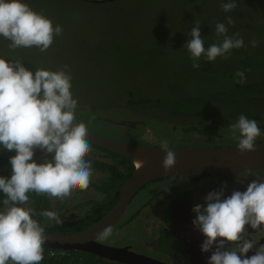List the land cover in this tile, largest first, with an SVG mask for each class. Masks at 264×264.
I'll use <instances>...</instances> for the list:
<instances>
[{
  "label": "clouds",
  "instance_id": "obj_1",
  "mask_svg": "<svg viewBox=\"0 0 264 264\" xmlns=\"http://www.w3.org/2000/svg\"><path fill=\"white\" fill-rule=\"evenodd\" d=\"M236 6L235 0L221 4L224 12ZM227 20L234 23L231 17ZM200 26L195 23L189 33L191 39L185 44L193 68L201 67V57L208 62L217 57L228 59L231 50L244 47L238 33L229 36L225 24L217 23L216 34L223 40L206 49ZM61 34V26H54L43 12L32 10L22 0H0V36L10 41L9 48L34 46L44 52L54 36ZM250 43L255 48L258 42ZM66 69L67 65L55 71H32L20 59L0 57V147L15 152L9 157L10 178L0 176V193L5 197L0 201V264H40L45 230L33 217L39 215L62 223L57 212L37 213L30 207L29 193L63 202L73 190H87L91 183L93 169L85 159L91 151L88 128L83 122L76 123L78 101L73 98L72 77ZM235 76L239 78L237 83L245 82L243 71H237ZM229 131L238 150L255 151V141L261 136L256 120L241 114ZM160 148L165 153L162 167L167 171L176 164V156L167 140L160 142ZM36 149L44 153L42 163L33 159ZM48 154L52 155L51 160ZM136 165L141 168L143 162L136 161ZM224 189L222 185L219 191L209 192L205 204L192 209L193 226L205 237L201 251H212L215 245L208 264H264V244L254 249L257 241L249 238L245 228L247 225L264 233V181L252 180L246 191H232L222 199ZM112 231L111 226L105 227L98 236L107 239ZM253 249L255 254L246 257Z\"/></svg>",
  "mask_w": 264,
  "mask_h": 264
},
{
  "label": "rangeland",
  "instance_id": "obj_2",
  "mask_svg": "<svg viewBox=\"0 0 264 264\" xmlns=\"http://www.w3.org/2000/svg\"><path fill=\"white\" fill-rule=\"evenodd\" d=\"M33 1L38 3L41 0ZM47 1L53 0H42ZM160 1L162 2L149 1L148 5L147 0H117L104 4L62 0L53 4L42 3L40 7L31 8L36 12H43L54 26L62 27V34L54 36L53 43L59 40L57 45L52 43L47 52H41L34 46L31 48L33 54L30 58H33V65L36 66L31 70L44 68L55 71L65 62L68 72L77 77L71 89L73 98L80 103L75 113L77 120L116 139L119 137L115 123L123 122L119 119L125 116V113H131L127 111L131 108L138 110V113L144 112L143 116H148L150 121L156 124L157 136L164 139L170 137L171 141L175 142H168L170 147L181 144L208 146L200 141L182 142L172 136L173 121L183 115L198 114L218 115L213 119L218 122V126L212 128L215 133L212 136L220 139L213 140L217 141L214 143H221L223 146H228V143L236 145L237 141L229 131L230 126L238 119L234 118L235 114L246 112L249 108L252 110V104L257 103L251 98L245 102L239 99L231 102L228 87L224 85L226 81L230 82L236 77L237 71H249L257 84L264 81V35L259 36L260 30L255 23L247 24L245 31L227 33L229 36L238 33L244 41V47L231 50L228 59L217 57L208 62L201 57V67L196 69L193 68V60L185 47V43L191 39L189 33L195 18V4L183 5L181 0ZM223 3L226 2L221 0L218 4L221 6ZM236 3L245 11L259 15L258 22L264 30V0H236ZM216 4L213 0L212 5ZM188 15L189 18H186ZM191 15L193 18H190ZM167 22L169 24L165 26ZM1 39L5 38L0 36ZM222 40L223 36L216 34L213 39H208L204 46L207 49L211 44ZM252 40L258 42L255 48L251 46ZM5 44H10V41L7 40ZM12 50L19 57L29 54L20 53L25 52L24 48ZM173 68H189L190 71L186 76L175 72ZM201 79L204 80L201 81L202 91L195 90L194 85L197 87ZM240 86L244 87V83ZM219 87H224L222 97L216 95V88ZM254 90H258V87ZM261 92L264 93V89H261ZM139 98H147L153 104L150 108L141 109L139 104L142 102ZM155 99L162 101V104L155 102ZM203 101L222 102L221 107L229 110L220 111L213 103L208 107L199 106ZM166 103L175 106H168ZM233 109L234 111L230 112ZM243 115L253 119L250 113ZM141 122L145 124L143 119ZM261 122H264V118L259 124ZM198 130L203 131L200 128ZM181 135L183 138L188 134ZM258 141H264V132H261L255 143ZM94 149L101 152V157L102 150L92 145L90 153ZM104 177L93 172L91 183ZM144 200L142 190L137 196L135 208L140 207ZM129 227L130 229L125 231L119 226L116 227L115 232L109 236L111 242L118 244L126 241L134 244L137 236L145 238L144 229H140L135 222H131Z\"/></svg>",
  "mask_w": 264,
  "mask_h": 264
},
{
  "label": "flooded vegetation",
  "instance_id": "obj_3",
  "mask_svg": "<svg viewBox=\"0 0 264 264\" xmlns=\"http://www.w3.org/2000/svg\"><path fill=\"white\" fill-rule=\"evenodd\" d=\"M215 115L200 114L199 116H180L172 123V136L179 138L182 142L200 141L204 132L210 128L212 129L215 125V120H213L216 118ZM138 119L124 116L119 119V121L123 122L115 123L118 126L117 136L119 139L114 138L106 132L99 130L98 132L121 142L136 145L160 147L162 140H167L173 144L175 143L171 141L170 137L164 139L157 136L155 123L146 125L145 128L143 126L144 123ZM187 119H191V121H186ZM123 126L132 127L136 132L124 130ZM142 127H144L143 130ZM199 128L203 131L199 132ZM147 132L150 133L148 134ZM124 134L126 135L123 136ZM181 134H188L190 136L187 135L182 138ZM222 146L221 143H210L208 146L181 144L180 146L172 147ZM228 146H237V144L228 143ZM100 154L101 152L99 150L94 149L90 153V156L87 155L86 157L101 163H109L111 161L110 157L104 156L103 152L101 157L99 156ZM93 172L97 173V175H106L103 171L96 169H93ZM252 180L264 181V168L235 174L202 172L186 175L161 176L150 179L136 189L124 213L112 227L113 229L119 226L122 231H125L130 229L129 224L131 222H135V225L140 229H144L145 238L141 239L137 236L134 244L127 243L126 241L115 244L111 242L109 237L107 239L98 237L97 240L113 246L126 247L129 251L155 259L164 264H208V259L212 251L215 250V245H213L212 251H201V244L205 237L193 226L192 222L195 219V213L192 211L193 207L197 204L204 205L206 195L213 190L219 191L222 185L225 186L223 199L230 196L232 191H246L248 183ZM99 182L100 180H97L93 183L98 184ZM142 190L145 200L140 207L135 208L137 196ZM92 192L93 189L88 188L82 194L88 195ZM245 228L249 238L257 241L254 249L259 244H264V233L256 232V230L251 229L247 225ZM230 246V244L226 245V247ZM254 249L246 253L245 256L250 257L254 255Z\"/></svg>",
  "mask_w": 264,
  "mask_h": 264
},
{
  "label": "trees",
  "instance_id": "obj_4",
  "mask_svg": "<svg viewBox=\"0 0 264 264\" xmlns=\"http://www.w3.org/2000/svg\"><path fill=\"white\" fill-rule=\"evenodd\" d=\"M62 0L57 1H47L42 2L39 1L38 3L33 0H22L23 3H26L30 8L33 7H40L42 3L45 4H53L60 2ZM86 2H91L92 4H104L106 2H114L117 0H100V1H93V0H82ZM149 1L152 3L153 0H147L148 5ZM158 2H162L160 0H155ZM213 0H181V4L188 5V4H195V13L193 16L191 15L190 18H193L191 28L195 26V23L198 22L200 26V33L204 40V45L207 43L208 39H213L214 36H216L215 27L217 23H224L225 26L228 28V34L233 31H245L247 29L246 25L255 23L258 25L259 36L264 35V30L262 29V24L258 22V16L255 15L252 12L245 11L240 4L236 3V8L233 9L230 12H224L221 10V6L218 4L221 0H215L217 3L216 5H212ZM224 2H228V0H223ZM33 6H32V3ZM35 2V3H34ZM236 2V0H235ZM129 10V9H126ZM263 15V14H261ZM231 17L234 21L233 24H229L227 18ZM189 18V15L186 17ZM171 22V21H170ZM168 22L165 26H168ZM164 26V27H165ZM213 27V29L211 28ZM190 30V28H189ZM218 36V35H217ZM7 40L1 39L0 40V57H3L7 60H21V63L23 66L28 68L29 70L35 69L36 66L33 64V58H30L32 51L31 48H24L26 49L25 52L20 53H29L24 57H19L18 55L13 53V50L9 48V44H5ZM59 41V40H58ZM58 41L56 44L58 43ZM186 44V43H185ZM62 47V46H61ZM66 47V46H65ZM186 47V45H185ZM65 50V48H63ZM187 49V48H186ZM47 52V51H45ZM59 52H57L59 56ZM70 53V52H69ZM64 64H60V66H64ZM242 68V67H241ZM241 68L239 70H241ZM175 72L181 73L183 75L188 76L189 68H185L181 70L179 68L175 69ZM181 70V71H180ZM66 71H68L66 69ZM236 72V71H235ZM72 77V88H73V82H76V75L71 74ZM238 77H233L232 81H226L224 85L225 87H228L229 90V96L232 98L231 102H234L235 100H243L244 102L249 100V98L253 99L256 104H252L254 108L252 110L247 109L246 112H238L235 114L234 118H238L243 113H250L254 120H256L261 132H264V122H259L264 118V93L261 92V89H264V81L257 84L256 79L251 78V74H249V71L245 72V82L244 87H241L240 85L243 83H237ZM201 81H204L201 79L199 81V84L197 87L194 85V89L202 91V83ZM235 83V84H234ZM258 87V90H254V88ZM71 88V89H72ZM224 87L216 88L217 91V97H222L221 93L223 91ZM243 88V89H242ZM228 95V94H226ZM237 95V96H236ZM77 100V99H76ZM139 100L142 102L140 105L141 109H147L150 108L153 102L147 98H139ZM78 101V100H77ZM155 102L162 104V101L159 99H155ZM191 104V102L189 101ZM211 103L215 104L218 110H229L228 108L223 106L222 102H213V101H203L200 102L199 106L208 107L211 105ZM78 104H80L78 102ZM90 103H88L89 105ZM168 106H175L174 104L166 103ZM247 106H250V104H247ZM142 106V107H141ZM228 106V104L226 105ZM257 106V107H256ZM256 107V108H255ZM127 111H131L125 113V116L134 119L139 118L140 121L143 119L145 121V124L143 125L146 128V125L153 124L154 122L150 121V118L148 116H143L145 113H138V110L136 109H127ZM140 111V110H139ZM234 109L230 112H233ZM245 111V110H244ZM198 114L197 116H199ZM101 116V115H100ZM218 115H215L217 117ZM124 117V116H123ZM231 118V117H229ZM138 119V120H139ZM80 122V121H79ZM218 126V122L215 121V125L213 128H216ZM142 127V130L143 128ZM124 130L136 132L135 129H132V127L123 126ZM141 130V131H142ZM213 129H208L206 132H204L203 136L201 137L200 142L204 141L206 145H209L210 143H214L217 141H213L215 139H220V137H214L212 136L215 134L212 132ZM140 131V132H141ZM127 132V131H126ZM200 139V138H197ZM264 141H258L256 143H262ZM90 143V142H89ZM139 143V142H136ZM92 146L97 147L98 149L102 150L104 156L110 157L109 163H101L99 161L90 159L88 157H85L86 160L91 162L92 169H96L98 171H103L106 175L99 174L100 176H105L104 179L102 178L98 184L91 183L89 185V188L93 189V192L88 195H83L81 190L75 189L72 192V196L65 199L63 202H61L58 199L55 198H49L47 195H39L37 196L35 193H29V197L31 200L30 207H32L37 213L48 210V211H54L57 212L59 215V219L62 221V223H56L54 221H48L47 218L41 217L39 215L34 216L33 218L36 219L41 226L44 228V232H53V233H71L75 231H79L92 223L98 221L101 217L106 215L112 207L117 202L118 198V191L120 188L121 183L128 177V175L133 170V166L130 163V161L122 156H120L117 153H114L112 151H109L103 147H100L98 145L90 143ZM141 144V143H140ZM15 155V152H9L5 151L0 147V176H4L6 178H10L12 174V168L9 163V157ZM43 156L44 153L42 151H36L33 159L37 163L43 162ZM52 155L48 154V159L51 160ZM99 166V167H98ZM98 167V168H97ZM85 191V190H84ZM5 197L2 193H0V201H2ZM112 233L115 232V228L112 229ZM43 251V260L40 262V264H125L122 262L110 260L104 257H100L97 255H94L92 253L83 252L79 250H64V249H50L47 247H44Z\"/></svg>",
  "mask_w": 264,
  "mask_h": 264
},
{
  "label": "water",
  "instance_id": "obj_5",
  "mask_svg": "<svg viewBox=\"0 0 264 264\" xmlns=\"http://www.w3.org/2000/svg\"><path fill=\"white\" fill-rule=\"evenodd\" d=\"M100 1V0H93ZM76 123H80L76 120ZM88 128L90 143L103 147L128 159L133 166L129 176L121 184L118 198L112 209L98 221L71 233L44 232V247L50 249L79 250L125 264H164L155 259L99 242L98 233L105 227H113L124 213L134 191L145 181L171 175L202 172L235 174L264 168V143H255V151L241 152L237 146L222 147H170L175 153L176 164L165 171L162 167L164 151L160 147L121 142ZM36 151H41L36 149ZM136 161H142L137 168Z\"/></svg>",
  "mask_w": 264,
  "mask_h": 264
}]
</instances>
